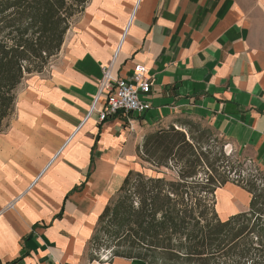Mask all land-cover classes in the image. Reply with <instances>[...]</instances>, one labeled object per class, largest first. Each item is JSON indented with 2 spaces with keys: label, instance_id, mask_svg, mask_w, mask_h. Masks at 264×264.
Segmentation results:
<instances>
[{
  "label": "crops",
  "instance_id": "crops-1",
  "mask_svg": "<svg viewBox=\"0 0 264 264\" xmlns=\"http://www.w3.org/2000/svg\"><path fill=\"white\" fill-rule=\"evenodd\" d=\"M117 50L115 78L148 67L154 84L140 97L151 107L86 118ZM185 117L264 172V0H90L49 68L27 75L0 133V264H147L93 261L91 240L130 171L155 177L135 161L146 137ZM216 195L221 219L249 209L235 184Z\"/></svg>",
  "mask_w": 264,
  "mask_h": 264
},
{
  "label": "trees",
  "instance_id": "trees-1",
  "mask_svg": "<svg viewBox=\"0 0 264 264\" xmlns=\"http://www.w3.org/2000/svg\"><path fill=\"white\" fill-rule=\"evenodd\" d=\"M89 1L0 0V133L15 114L27 75L49 68ZM181 124L188 136L172 126L148 135L143 144L152 164L180 162L177 177L130 171L99 218L90 244L93 261L120 256L147 264H264V182L258 185L255 177L238 181L251 195L249 209L219 218L216 194L230 181L218 172L226 157L219 154L211 160L195 129ZM203 164L212 171L205 181L199 177ZM133 187L135 203L128 193ZM105 224L113 246L97 254L98 233ZM120 245L127 249L121 251Z\"/></svg>",
  "mask_w": 264,
  "mask_h": 264
},
{
  "label": "rangeland",
  "instance_id": "rangeland-1",
  "mask_svg": "<svg viewBox=\"0 0 264 264\" xmlns=\"http://www.w3.org/2000/svg\"><path fill=\"white\" fill-rule=\"evenodd\" d=\"M74 24V22H73ZM53 62V61H52ZM51 62V64H52ZM14 116V115H13ZM10 117L9 121L12 119ZM182 122L186 125H190L193 129L196 131V135L198 136L199 142L202 146V151L208 153V157L213 160L216 156L219 154H223L226 159L223 161L224 167H220L218 169L219 173H222L223 175H228L229 183L238 185V181H241L244 178H252L257 179L258 185H261V180L264 182V172L259 170L256 163L248 158L244 157L241 154H238L231 146H229L226 141L221 138L210 126L207 122L201 121L199 119H192V118H182ZM179 130H183L187 136V129L183 127V125H178ZM147 155L145 154L144 146L141 145L137 149V159L135 160L137 164L142 166L141 170H144L147 174H152L155 176H158V173H164L167 177H170L168 179H173L177 177V171L181 168L180 162H178L176 159H172L168 163V167L165 166H157L156 164H152L151 162L146 161ZM225 169V170H224ZM227 169H232L233 171L229 174V172H225ZM212 171L211 168L207 167V165H202V168L200 170L201 180H204L208 177V175H211ZM212 175H216V173L213 172ZM263 176L262 179H260ZM166 177V178H167ZM135 188H131V190L128 192L130 195V198L135 202H137V197L134 194ZM217 196V195H216ZM225 198L222 197V195L219 197V206L222 209L225 206ZM109 226V224H105L101 227L99 233H98V242L96 244L95 251L97 254H105L104 250L108 248V246H113L111 238L108 236V234L105 232V228ZM118 249L121 251L126 250L127 248L124 245L117 246ZM106 257L103 255V258Z\"/></svg>",
  "mask_w": 264,
  "mask_h": 264
},
{
  "label": "built area",
  "instance_id": "built-area-1",
  "mask_svg": "<svg viewBox=\"0 0 264 264\" xmlns=\"http://www.w3.org/2000/svg\"><path fill=\"white\" fill-rule=\"evenodd\" d=\"M117 54L118 50L110 63L102 67L98 92L92 101L86 118L93 112H97L99 119L104 121L117 114L125 116L141 114L151 107L149 102L140 97L141 94L149 93L154 84L148 67L145 64H136L130 76L115 78L112 67ZM129 124L130 128L133 129L131 121ZM104 258L106 259V257Z\"/></svg>",
  "mask_w": 264,
  "mask_h": 264
},
{
  "label": "bare ground",
  "instance_id": "bare-ground-1",
  "mask_svg": "<svg viewBox=\"0 0 264 264\" xmlns=\"http://www.w3.org/2000/svg\"><path fill=\"white\" fill-rule=\"evenodd\" d=\"M233 204V203H232Z\"/></svg>",
  "mask_w": 264,
  "mask_h": 264
}]
</instances>
